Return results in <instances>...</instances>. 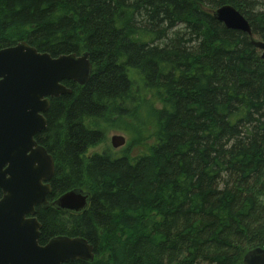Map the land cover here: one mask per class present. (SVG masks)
<instances>
[{"label":"trees","instance_id":"16d2710c","mask_svg":"<svg viewBox=\"0 0 264 264\" xmlns=\"http://www.w3.org/2000/svg\"><path fill=\"white\" fill-rule=\"evenodd\" d=\"M222 5L264 42L253 0H0V49L86 52L92 68L62 82L71 94L35 136L54 162L47 199L89 196L79 213L38 211L40 245L87 241L93 260L75 264H245L264 249V63L212 18ZM109 124L153 143L88 155Z\"/></svg>","mask_w":264,"mask_h":264},{"label":"water","instance_id":"95a60500","mask_svg":"<svg viewBox=\"0 0 264 264\" xmlns=\"http://www.w3.org/2000/svg\"><path fill=\"white\" fill-rule=\"evenodd\" d=\"M226 29L251 37L264 63V42L252 38L248 21L231 5L211 12ZM91 74L88 53L52 58L21 42L0 49V264H67L93 260V248L81 238L57 237L39 244L41 224L34 207L46 206L54 162L34 137L46 130L44 114L50 99L71 94L62 84L85 85ZM117 149L125 144L121 135L111 137ZM89 196L68 191L48 204L61 211H83ZM47 205V206H48ZM245 264H264V249L251 250Z\"/></svg>","mask_w":264,"mask_h":264},{"label":"rangeland","instance_id":"374dc122","mask_svg":"<svg viewBox=\"0 0 264 264\" xmlns=\"http://www.w3.org/2000/svg\"><path fill=\"white\" fill-rule=\"evenodd\" d=\"M253 1L259 2V7L261 9L264 8V0H253ZM259 7L257 9H259ZM131 124H132V127L134 128L135 132H136V130L137 131L139 130L140 127H138L136 125V122L131 121ZM148 130L150 131V128ZM114 135H121L125 138L126 143L123 147L118 148V149H113L111 147L110 139ZM152 143H153V139H151V138H149L148 140H145L144 143H137V142H135V140H133V135L128 133V131L124 130V128H120V127L116 126L115 124L114 125L109 124L108 128L106 130V133H105V139L103 141H101L99 145L90 149L88 151V155L93 154V153H102L103 151L108 150V151L114 152L117 155L123 154V152L126 151L128 153V155L135 157V156L140 155L148 147V145H151Z\"/></svg>","mask_w":264,"mask_h":264},{"label":"flooded vegetation","instance_id":"af4514ba","mask_svg":"<svg viewBox=\"0 0 264 264\" xmlns=\"http://www.w3.org/2000/svg\"><path fill=\"white\" fill-rule=\"evenodd\" d=\"M50 182H51V180H49V181H46V182H44L43 184H45V185H49L50 186ZM50 188H51V186H50ZM47 199V198H46ZM56 199V198H55ZM55 199H53V200H55ZM53 200H51V201H49V203L50 202H52ZM49 206H40V205H36L35 207H34V210H35V217H36V213L38 212V211H45V210H47V208H48ZM77 262H79V261H74V262H68L67 264H75V263H77Z\"/></svg>","mask_w":264,"mask_h":264},{"label":"bare ground","instance_id":"6f19581e","mask_svg":"<svg viewBox=\"0 0 264 264\" xmlns=\"http://www.w3.org/2000/svg\"><path fill=\"white\" fill-rule=\"evenodd\" d=\"M252 45V44H251ZM253 46V45H252ZM254 47V46H253ZM255 48V47H254ZM256 49V48H255ZM257 50V49H256ZM261 59V58H260Z\"/></svg>","mask_w":264,"mask_h":264}]
</instances>
